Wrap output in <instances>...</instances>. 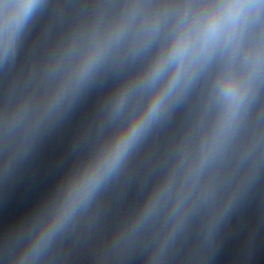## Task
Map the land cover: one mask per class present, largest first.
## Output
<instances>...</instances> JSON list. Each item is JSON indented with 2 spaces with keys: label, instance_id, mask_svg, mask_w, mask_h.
<instances>
[{
  "label": "water",
  "instance_id": "1",
  "mask_svg": "<svg viewBox=\"0 0 264 264\" xmlns=\"http://www.w3.org/2000/svg\"><path fill=\"white\" fill-rule=\"evenodd\" d=\"M131 0H42L15 53L0 60V264H264V80L226 148L177 208L143 219L148 198L200 145L217 116L213 63L155 122L116 173L37 253L70 179L127 118L109 101L154 54L109 61L71 97H51L72 38ZM176 8L186 0H145Z\"/></svg>",
  "mask_w": 264,
  "mask_h": 264
},
{
  "label": "clouds",
  "instance_id": "2",
  "mask_svg": "<svg viewBox=\"0 0 264 264\" xmlns=\"http://www.w3.org/2000/svg\"><path fill=\"white\" fill-rule=\"evenodd\" d=\"M42 0H0V60L13 56L25 27ZM155 47L144 67L109 101L122 125L68 182L50 220L37 234V253L118 171L152 125L189 90L210 65L218 63L212 93L217 116L201 142L199 155L186 161L148 198L141 218L169 200L181 207L205 164L228 145L264 80V0H186L176 8L131 0L108 18H98L75 35L54 63L62 68L51 97L58 105L85 85L109 61L139 56Z\"/></svg>",
  "mask_w": 264,
  "mask_h": 264
}]
</instances>
